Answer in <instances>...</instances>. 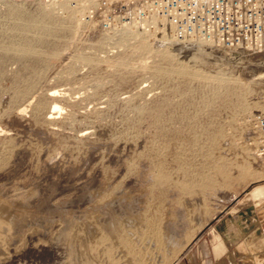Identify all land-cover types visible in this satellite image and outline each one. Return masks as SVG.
Here are the masks:
<instances>
[{
	"label": "rangeland",
	"instance_id": "rangeland-1",
	"mask_svg": "<svg viewBox=\"0 0 264 264\" xmlns=\"http://www.w3.org/2000/svg\"><path fill=\"white\" fill-rule=\"evenodd\" d=\"M159 37L0 0V205L16 239L3 264H69L90 255L86 231L130 222L174 236L153 258L173 264L213 223L264 203L250 142L264 54ZM132 236L123 251L153 264Z\"/></svg>",
	"mask_w": 264,
	"mask_h": 264
},
{
	"label": "built area",
	"instance_id": "built-area-1",
	"mask_svg": "<svg viewBox=\"0 0 264 264\" xmlns=\"http://www.w3.org/2000/svg\"><path fill=\"white\" fill-rule=\"evenodd\" d=\"M60 13L103 33L132 29L173 44H206L264 54V0H46ZM250 140L264 163V114L252 116ZM249 119V120H250Z\"/></svg>",
	"mask_w": 264,
	"mask_h": 264
},
{
	"label": "crops",
	"instance_id": "crops-1",
	"mask_svg": "<svg viewBox=\"0 0 264 264\" xmlns=\"http://www.w3.org/2000/svg\"><path fill=\"white\" fill-rule=\"evenodd\" d=\"M173 264H264V203L213 223Z\"/></svg>",
	"mask_w": 264,
	"mask_h": 264
},
{
	"label": "bare ground",
	"instance_id": "bare-ground-1",
	"mask_svg": "<svg viewBox=\"0 0 264 264\" xmlns=\"http://www.w3.org/2000/svg\"><path fill=\"white\" fill-rule=\"evenodd\" d=\"M130 30H132V29L127 28V29L120 30V32L125 33V31H130ZM132 31H134V30H132ZM135 32H137V31H135ZM138 34H139V32H138ZM159 35H160V37H159L160 41H166V43H170V44L173 43L171 41L169 35L165 31H162L161 33H159ZM263 76H264V74H263ZM9 217L10 216L8 214H6L4 206L0 205V264H3L4 262H6V260L8 258L11 257L12 254H10V252H9V246L14 244V242L16 240V239H14L15 237H13V234H11V231H10L11 229L13 230V228H12L11 219ZM125 224H127V223H125ZM108 225H109L108 223H105V224L101 223V224L95 225L91 230L86 231V234L88 237L87 244H90L89 245L90 248H88L89 249L88 252L90 253V255H86V253H85L80 258L78 256L79 254L77 255L76 253L75 254L72 253L73 257H72V260L69 264H138L140 262V258L137 259V257H136L137 254L134 255L135 252L133 254V251H132L133 247L131 246L132 244L128 243L132 247V250L131 249L128 251L124 250L125 252L123 251V249L120 246L122 238H123V240H125L127 238L126 236H129L130 234H131V236L137 235L139 237V240H138L139 243L143 245V248L146 247L145 259L149 260L151 263H153L154 255H157V254L160 255L161 254L160 256L164 257V255H163L164 252H165V254L169 253L170 252L169 250L175 249V246L178 244V243H176L177 241L176 242L173 241L172 237H174V236L171 237V235L167 232H163L162 235L160 234V236H154V237H152L153 238L152 239L151 237L144 238L142 236V234L140 233L141 235H139V232L136 230L129 233V229H132V228H129L128 225H126L122 229V231L120 230V232H118V230L116 231V229H113V227H111V226L108 227ZM132 227H134V226L132 225ZM117 228L119 229V227H117ZM136 228H138V227H136ZM122 232H124V234ZM67 235H68V232H67ZM144 236H146V235H144ZM123 240H122V242H124ZM129 240H130V238H129ZM176 240H177V238H176ZM132 241H133V239H132ZM130 242H131V240H130ZM122 247H124V246H122ZM142 250H144V249H142ZM128 253L129 254L132 253L133 256L131 255L132 257L129 256V258L126 259V256H128ZM142 253H144V251H142ZM154 260H156V259H154ZM158 260H161V259H158ZM162 260H163V258H162Z\"/></svg>",
	"mask_w": 264,
	"mask_h": 264
}]
</instances>
